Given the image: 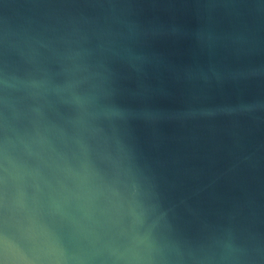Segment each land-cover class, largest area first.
I'll return each instance as SVG.
<instances>
[{"label":"water","instance_id":"water-1","mask_svg":"<svg viewBox=\"0 0 264 264\" xmlns=\"http://www.w3.org/2000/svg\"><path fill=\"white\" fill-rule=\"evenodd\" d=\"M0 264H264V0H0Z\"/></svg>","mask_w":264,"mask_h":264}]
</instances>
